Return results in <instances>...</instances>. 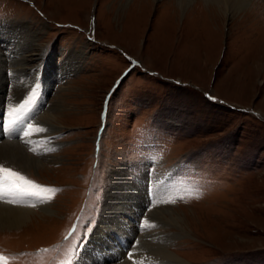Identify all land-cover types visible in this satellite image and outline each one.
I'll list each match as a JSON object with an SVG mask.
<instances>
[{
  "label": "rangeland",
  "instance_id": "374dc122",
  "mask_svg": "<svg viewBox=\"0 0 264 264\" xmlns=\"http://www.w3.org/2000/svg\"><path fill=\"white\" fill-rule=\"evenodd\" d=\"M163 1L0 0L1 107L5 98L20 101L36 85L41 64L44 82L51 86L49 106L37 123L54 103H63L53 113L60 130L49 132L36 147L46 153L33 156L42 153L33 144L31 153L25 149L29 157L44 156L45 167L24 168L0 155V167L38 189L59 190L50 193V203L45 201L52 214L0 228L3 264H46L65 245L67 228L82 216L80 229L88 231L81 239L92 235L87 247L106 250L103 238L110 234L105 236L100 223L107 193L119 190L116 181L124 197L120 191L115 202L131 198L138 207L130 210L135 221L143 213V192L147 195L145 233L150 237L145 238L150 242L125 237L147 255L139 264H171L153 262L158 256L149 253L165 244L178 259L172 264H264V0L235 9L212 0H186L184 8L172 0L173 7L166 9ZM13 47L19 67L8 58V50L16 53ZM66 61L70 72L59 80L56 74ZM12 69L18 71H12L13 85L7 88L6 70ZM125 70L109 97L97 156L104 100ZM33 127V135L45 136L39 125ZM143 134L166 146L163 159L152 156L156 162H143L144 169L137 167L136 150ZM165 177L171 206L153 207L150 192L158 194ZM186 195L188 200L178 204ZM143 216L135 226L128 217L120 225L138 232ZM112 229L105 240L123 237Z\"/></svg>",
  "mask_w": 264,
  "mask_h": 264
},
{
  "label": "bare ground",
  "instance_id": "6f19581e",
  "mask_svg": "<svg viewBox=\"0 0 264 264\" xmlns=\"http://www.w3.org/2000/svg\"><path fill=\"white\" fill-rule=\"evenodd\" d=\"M137 1H138V4L140 3L142 5L143 4L142 1H145V0H137ZM212 1H215L216 3L220 4L222 7H225V9H228V8L235 9V7H237V6H240V7L243 6L244 7V5H246L249 0H212ZM187 2H186V0H177V6L179 4L178 7L184 8V5H186ZM239 2L241 3V5L239 4ZM162 3H163L162 6L165 7L166 9L173 7L172 6V4H173L172 0H164ZM197 5L199 6V4H197ZM138 8H140V7L138 6ZM142 8L146 9V7H142ZM134 9H135V6H134ZM173 9L174 10H172V11H174V13H175V8H173ZM199 9H200V7H199ZM208 9H209V7H208ZM212 13H213V11H212ZM11 28H12V31H13L14 27L11 26ZM2 32H5V30L2 29ZM31 34H32L31 37L33 39V42H32V44H33L35 42V37H33V33H31ZM9 37L13 38L11 35H9ZM2 38L3 37L0 34V39H1L0 43L1 44H2ZM16 47L18 48V46H16ZM16 47L12 48V49L16 50V53H15V51L13 52V50H11V49L8 50V53H10V55L8 56L9 61L13 62V63L10 62L11 65L17 63L18 59H19V57H18V53L19 52H18V49H15ZM21 56H23V58L26 57L24 55V53L21 54ZM0 60H1V57H0ZM19 64H20V62H19ZM17 65H18V63H17ZM62 65H63V67H62L63 69H61L60 72H58V74H61V75L64 74L65 75V74H67V72L69 73L70 69H71L70 68L71 65H69V63L67 61L62 63ZM18 67H19V65H18ZM22 67L23 66H21V68ZM21 68H19V69H21ZM13 70L16 73L18 71V69H12L11 71H13ZM0 90H1V80H0ZM2 93L3 92L0 91V99L1 100L4 99ZM62 107H63V103H61V102L54 103L53 106L50 107V109H49V111L47 113H45V114L43 113L44 114V117L42 118L43 121L41 119L40 123H37V122L35 123L36 125L40 126L38 128V130L44 129V131H45V133L43 134L45 136H35V134L33 135L31 140L33 141V144H34L35 147H38V146H41L42 144H44V142L46 140V137H48V135H49V132L50 133H52V132L56 133L57 131L60 130V127L56 126V124L54 125V122L58 121V119H57L58 116L56 114H53V113H55V112L58 113V111L62 110ZM0 108H2L1 107V103H0ZM33 130H34V127H33ZM0 143H1L0 144V155H1V158L10 159V160L18 163L19 165H21L24 168H34L35 170H37L39 168L45 167L43 165V163L45 161H47V160L45 159L44 156L41 159L40 158H35V157L32 158V156L29 157L25 153V149H27V148H22L17 143H12V142H8V141H4V140L2 141L1 139H0ZM113 184L115 186L114 187L115 190L117 188L119 190H118L117 193H115L113 188H112V191L111 190H110V192L108 191L109 193H107V195H106L107 196L106 197V203H105V205L103 207L104 208L103 209V215H102L103 217H102V221L100 220L101 221L100 225L103 227V229H106L109 232L113 231V229H112L113 227L118 228L119 231L123 232V237L124 238L126 236L128 237L129 233L131 234V232H133L136 235L135 231L133 230V228H131V226L129 224H127V227L124 226V225H120V224H121V222H123V219H124V222H125V219H127V217L129 218V220H131L133 218V216H132V213L130 212V210L131 211H136V210L138 211V207H136V203L130 198V195H129V192H128L127 189H126V192H127L126 195L130 198V200L125 202L124 198H123L124 197L123 196L124 188L121 189L120 186L118 185L117 181L115 183H113ZM120 191H122L121 195L123 197L122 196L120 197L119 200H122V203H120V205H118L115 202V200H117L116 195H118ZM139 197H140V195H139ZM128 203H130V205H128ZM114 205H115V207H114ZM32 209L33 208L29 209V208L19 207V206H11V207H9V206L0 204V228L3 229V227H5V228H11L12 229V227H16V226H20V225L26 224L28 221L32 222V218H30V217L33 216V215H36L38 213L42 214V215H46V214H52V212H53L50 209L49 204L45 203V200L43 201L42 204H41V202H39V206L36 209H34V210H32ZM168 213H170V220H173L174 219V217L172 215L173 212H168ZM121 215H123V216H121ZM124 216H125V218H124ZM176 217H177L176 221L178 222L177 225H179V222L181 221V218L178 215H176ZM97 228H99V227H97ZM107 231H105V236L108 235V234H110L108 236H112V234L107 232ZM131 235H133V234H131ZM145 235L150 237V234H147V233L144 232V234L139 236V242H150V240H149L150 238L148 240H146ZM108 236L106 238H108ZM106 238H103V240H104L105 247H106V250H107L110 247V244H109L110 241L105 240ZM119 238L120 237L114 236L112 241L115 243V242H117L119 240ZM102 241L100 243L103 245ZM156 247H158V246H156ZM106 250H105V248H104V250H100L99 248L97 249V251L100 252L101 254H104L106 252ZM132 250L134 251L133 253H135V251H138V256L142 259V261H146L147 260L148 257H147V255L145 256L143 254V252L139 253V250H137V249H132ZM149 253L154 254V256H158V257H156L157 259L156 258L152 259L153 262H156V261H158V262L164 261L165 262V260H168V261H171V264H172V262H174L175 260L178 261L177 257L175 256V254H173L170 251L169 245H167V244H165L164 247H162L160 250L159 249H157V250L155 249V250H152V251L150 250ZM83 257L84 258H82V262L84 264H92V263L86 262V259H85L86 257L85 256H83ZM111 261L112 260L106 259L104 261L95 262L94 264H117V263H113V261L112 262ZM118 264H128V263L126 261H122V262L119 261Z\"/></svg>",
  "mask_w": 264,
  "mask_h": 264
},
{
  "label": "snow or ice",
  "instance_id": "6c2138e0",
  "mask_svg": "<svg viewBox=\"0 0 264 264\" xmlns=\"http://www.w3.org/2000/svg\"><path fill=\"white\" fill-rule=\"evenodd\" d=\"M25 136L28 135L27 132L24 133ZM0 172H3L5 174L6 177H15V182L10 185L9 190L17 193L19 195H36L35 192L30 191V188L34 189L37 186L35 185H30V182L25 181L24 178L22 176H19L18 173L12 171L9 168H4V167H0ZM30 185V187H29Z\"/></svg>",
  "mask_w": 264,
  "mask_h": 264
}]
</instances>
